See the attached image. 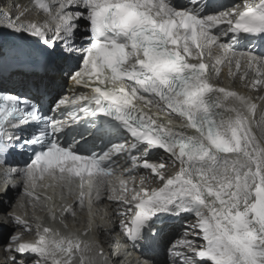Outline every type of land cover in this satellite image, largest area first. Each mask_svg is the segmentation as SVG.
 <instances>
[{"label":"snow or ice","instance_id":"1","mask_svg":"<svg viewBox=\"0 0 264 264\" xmlns=\"http://www.w3.org/2000/svg\"><path fill=\"white\" fill-rule=\"evenodd\" d=\"M34 7L50 19L21 22L23 13L15 20L0 13V20L53 53L59 45L70 62L72 92L50 109H63L65 118L0 92V165L13 152L28 154L22 167L12 169L24 183L23 194L39 199L28 189L46 178L45 187H67L70 193L78 187L81 206L85 195L91 202L107 193L133 245L161 214L194 215L190 227L203 243L179 241L187 253L173 246L169 254L179 264H264V145L250 119L256 105L212 83L224 64L230 74L233 64L237 70L243 66L241 80L253 71V89L264 83V54L248 47L264 45V0H243L242 8L231 5L212 14L200 0H34ZM161 113L179 118L183 127H171ZM98 142L106 145L99 154ZM155 149L179 165L174 176L164 174L167 162ZM122 153L131 165L126 175L118 174L112 159ZM138 168L150 170L163 185L150 190L140 174L139 190L129 188ZM65 213L75 215L71 204L63 207L58 229L37 224L33 242L10 236L4 251L11 264H75L77 258L96 264L87 256L91 246L68 233ZM48 219L55 223L57 217L49 213ZM12 221L30 231L21 217Z\"/></svg>","mask_w":264,"mask_h":264},{"label":"bare ground","instance_id":"2","mask_svg":"<svg viewBox=\"0 0 264 264\" xmlns=\"http://www.w3.org/2000/svg\"><path fill=\"white\" fill-rule=\"evenodd\" d=\"M16 2H17L16 0H0V6H1L0 8H2L3 10L5 7L13 8L14 10L12 11L11 9V13L13 12L12 15L16 17L22 13V11L24 10L22 8L23 6H25L24 2L20 3L19 10L16 11L15 7L18 4ZM22 19H24L23 16L21 17V20ZM21 22H25V21H21ZM32 43H34L36 46L39 45L44 50H49L37 39L33 40ZM57 51H60L59 45H57ZM66 62L67 60L64 58L60 61H56L53 69L47 75H45V77L49 79V82L51 85H59L61 84L60 81H63V82L65 81L64 77L67 74V68H66L67 66H65ZM245 70H246L245 68L237 70L235 68V64H233L232 69H231V74H230L229 67L227 66V64H224L221 66L220 73H224V75L226 74L224 77L225 80H220L221 76L219 75L218 77H214L212 79V83H214L217 87H222L226 90L237 92L238 95L243 96L245 98H247L246 96L252 97L251 103L256 105L255 112L258 111L257 117L255 116V122L253 118H250L252 119V127H253L252 130H254L255 136L258 137L260 143L264 145V122H261V117L264 116V98L262 99V101L261 100L258 101L253 96L254 94L250 95L252 94L251 92L253 90L252 81L255 77V73L253 71H248V74L245 77V79L241 80L240 76L245 72ZM235 72L239 73L240 76L238 75L233 76ZM251 74H253L254 76H251ZM16 75L21 76L23 74L18 73ZM229 83H231V85H229ZM239 87L241 89H239ZM249 87L251 88L250 92L248 91ZM253 91L257 93V95L263 94L264 93V83L259 85ZM225 104L227 106H232L233 101L231 100L225 101ZM253 122L255 123V126L253 125ZM3 177L5 178V173L3 174ZM6 177L13 178V179L16 178L14 175L10 173H7ZM184 219H187L185 220V223H183ZM195 223H196V217L194 215H191L189 217L187 214H181L179 216H173V215L168 216V214H161L159 218L154 221L151 231L147 233L146 238L143 241L137 243L136 245H133L131 243H127V245L130 246L131 248H140V249L143 247L146 249L148 248L147 252L151 255L150 259L151 260L155 259L156 261L154 262V264H165V255L163 256V252H162L165 241H168L172 232H174L176 228H181V230H183L184 227L182 225L184 224L186 225L185 228H187L188 231L190 230L191 231L190 234L192 235L193 231L191 230L190 226ZM18 232H23V235L27 233V231H25L24 229H18ZM119 232L120 231L118 229V224L112 225L109 223L105 226V231L100 235L101 240H102L101 245H102L103 250L107 254L109 252L115 255L116 260L118 261L121 260L122 264H138L141 261L140 258L138 257L139 258L138 260L133 254L131 253L129 254L128 246H125L123 250L121 244L126 243L125 242L126 240L123 234ZM10 236L11 235L9 233V230L6 227L0 226V264H11V262H5V263L2 262V260L6 259L8 256V253L4 251V245L7 243ZM81 239L84 240V237H81ZM14 246L15 244L12 245V247ZM125 250H126V253L124 252ZM142 264H150V263L142 262Z\"/></svg>","mask_w":264,"mask_h":264},{"label":"rangeland","instance_id":"3","mask_svg":"<svg viewBox=\"0 0 264 264\" xmlns=\"http://www.w3.org/2000/svg\"><path fill=\"white\" fill-rule=\"evenodd\" d=\"M1 7V6H0ZM8 7H9V5H8ZM6 8V9H5ZM4 8V10L2 9V8H0V12L1 13H8L7 15L9 16V18L10 19H12V20H15V17L12 15L13 14V12L11 13V9H12V11L14 10L13 8H11V7H9V8H7V7H5ZM6 11V12H5ZM8 11V12H7ZM252 94H250V95H253V92H251ZM255 96V95H254ZM248 100L251 102L252 101V97H248ZM254 101V100H253Z\"/></svg>","mask_w":264,"mask_h":264}]
</instances>
